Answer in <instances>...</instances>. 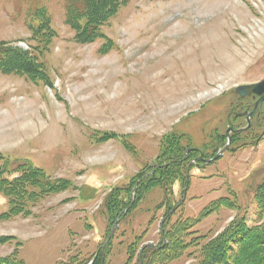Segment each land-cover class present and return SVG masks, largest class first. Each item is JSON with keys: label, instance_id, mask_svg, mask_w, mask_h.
<instances>
[{"label": "rangeland", "instance_id": "rangeland-1", "mask_svg": "<svg viewBox=\"0 0 264 264\" xmlns=\"http://www.w3.org/2000/svg\"><path fill=\"white\" fill-rule=\"evenodd\" d=\"M35 2L56 36L38 25L41 17L26 24ZM63 4L0 0V40L28 49L43 72L0 71V165L27 163L55 185L0 218V258L94 264L104 255L103 264H143L150 255L145 264H209L217 251L226 253L217 264H235L239 246L215 249L219 233L240 219L247 227L264 220L255 201L264 100L251 114L257 96L235 90L264 78V0H128L84 43L65 24ZM177 145L184 181L174 173L150 188L129 184L142 172L158 179L172 160L161 152ZM128 184L131 205L111 223L103 200ZM219 197L228 206L214 203ZM8 205L0 193V213ZM188 218L194 232L185 235L179 224ZM174 228L188 246L145 252L165 230L173 241Z\"/></svg>", "mask_w": 264, "mask_h": 264}, {"label": "trees", "instance_id": "trees-1", "mask_svg": "<svg viewBox=\"0 0 264 264\" xmlns=\"http://www.w3.org/2000/svg\"><path fill=\"white\" fill-rule=\"evenodd\" d=\"M127 2L128 0H64V22L73 31L75 40L80 43L90 42L95 40L100 35L101 26L111 16L115 15L119 8ZM46 9L47 8L42 5V3L35 2L31 4L27 9L26 24L30 22L29 18L31 16H37L42 18L38 25H45L47 28L49 26L51 27V16H49ZM37 28H40V26ZM51 29L52 32L50 33L52 34V37L56 36V31L52 27ZM36 30L37 29H35L31 35L32 40L37 39L38 35L36 33L39 32H36ZM52 37L50 36V39L48 40L50 41ZM46 42L47 41L44 42L43 46L46 45ZM36 47L38 48L37 52L40 53L42 51L40 43H38ZM108 48L109 46L107 45L103 47V50L106 51ZM39 63L40 62L35 59V55H31L28 49H23L17 45H11L10 43H7V41L0 40V71L3 73L20 72L27 75H36L38 72L39 76H43V72H40V70L37 69ZM105 135H114L116 138L121 137V135H115V133ZM105 135L100 136L97 140H104ZM179 148L180 147L178 145L174 146L171 151V155L166 152H161L164 156L167 155L168 158L172 157V160L167 164V166L164 165L160 167L161 174H159L158 179L155 177L157 172L151 174V176L142 172L141 175H139L140 178L135 179V177H133L129 184H132L131 186L140 184L139 186H143L142 188H150L155 185L156 181L162 182L163 184L165 180L164 178H168L174 173L175 176L173 179L177 180L178 177H181L184 181L185 176L183 174V169L187 163L183 166L182 161H180L178 166L177 161L179 159L176 158H179V155L183 156ZM63 181L68 183L67 180ZM47 182L48 181L42 169L32 165L29 167L27 163H15L12 165L11 162L6 161L4 165H0V193L7 197L9 204L8 210L0 213V218L4 215L7 216L16 214L19 212L18 210L23 207L21 204H25L26 201L33 199L35 196H40V194L45 193L46 191H51L55 188V185H48ZM129 184L121 187H112L103 200V206L108 211V219L111 223H114L115 218L123 216L125 210L128 209L127 207L131 205L130 203L132 199H130V193L128 192H130L133 187H129ZM33 187H37L38 191L29 190ZM261 188L262 189H257L256 191L255 201L258 205L259 212L264 213V179L261 184ZM125 192L128 193V195H126L127 200L124 195H122ZM136 192L137 194L139 193L138 191ZM226 200L227 199L224 197H219L217 200L213 201L214 203L220 201L223 205L225 204L228 206V204H226ZM205 212H209V207H206L203 210V213L200 214L203 215ZM241 220L242 219L239 220V224L234 222L231 226L225 228L221 233H219L222 234L221 236L225 237L222 241L220 240L218 244L215 245V249H220L221 246L224 248V246H229L230 243H235L239 246V251L242 254H234V260L236 259L235 264H264V220L259 221L257 226L252 227H247V225ZM193 221L195 220L191 218L189 220H185L184 223L179 224V228L183 230L181 233H187L185 235L193 233L194 230L192 227L195 223ZM169 232L170 230L163 231L164 237L160 240V244H158L157 247L153 248L151 246V248H148L147 250L145 249V252L152 251L154 253H158L165 248H169L171 245L174 249H178V245L179 247L188 246L187 242L178 241V237H181L180 239H182V236H179L181 233L178 228H174L173 230L172 236L175 238L173 241ZM103 244V248H105V243ZM142 249H144V247ZM214 252L216 253H214V256L210 258L208 262L209 264H217L219 263L217 261H225L226 253L219 254L217 251ZM218 252H220V250ZM142 256L143 264H145L144 258L147 257V259H149L150 255ZM239 257H243V261L241 260L240 263H237ZM103 261L104 255L101 258L99 257L97 263L95 261L94 264H103ZM226 263L232 264L228 261H226ZM0 264H5V260L3 258H0Z\"/></svg>", "mask_w": 264, "mask_h": 264}, {"label": "water", "instance_id": "water-1", "mask_svg": "<svg viewBox=\"0 0 264 264\" xmlns=\"http://www.w3.org/2000/svg\"><path fill=\"white\" fill-rule=\"evenodd\" d=\"M235 90L240 96H246L249 92H251L254 96H258L257 100L253 104L254 109L251 111V114H253L255 112V108H257V106L264 100V78L251 85L241 84L237 86Z\"/></svg>", "mask_w": 264, "mask_h": 264}, {"label": "flooded vegetation", "instance_id": "flooded-vegetation-1", "mask_svg": "<svg viewBox=\"0 0 264 264\" xmlns=\"http://www.w3.org/2000/svg\"><path fill=\"white\" fill-rule=\"evenodd\" d=\"M257 98H258V96H257ZM250 105H251V104H250ZM250 105H249V106H250ZM259 105H260V104H259ZM259 105H258V106H259ZM243 110H244V109H243ZM243 110H239V111H243ZM259 111H260V109H259ZM201 159H202V158H201ZM169 163H170V162H169ZM166 166H167V164H166Z\"/></svg>", "mask_w": 264, "mask_h": 264}]
</instances>
